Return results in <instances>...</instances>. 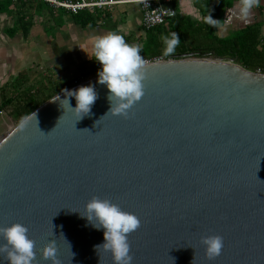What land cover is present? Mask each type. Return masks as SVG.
<instances>
[{
    "label": "water",
    "instance_id": "1",
    "mask_svg": "<svg viewBox=\"0 0 264 264\" xmlns=\"http://www.w3.org/2000/svg\"><path fill=\"white\" fill-rule=\"evenodd\" d=\"M143 71L144 94L125 117L99 120L109 103L96 75L31 112L45 134L63 115L48 135L30 113L0 138V226L28 228L33 264H49L39 253L49 240L60 264H113L96 249L103 230L74 212L96 196L139 218L133 264H264V73L196 52ZM89 84L98 98L75 122L53 100ZM206 235L223 238L213 260Z\"/></svg>",
    "mask_w": 264,
    "mask_h": 264
},
{
    "label": "crops",
    "instance_id": "2",
    "mask_svg": "<svg viewBox=\"0 0 264 264\" xmlns=\"http://www.w3.org/2000/svg\"><path fill=\"white\" fill-rule=\"evenodd\" d=\"M43 2L46 5L41 4L34 10L25 8L19 13L18 7L11 6L8 11L0 13L2 98L13 99L17 93L15 87L19 86H23V93L30 92L40 97L67 88L68 84L77 81L82 69L98 64L91 53V41L97 35L115 32L130 45L139 47L143 43L145 32L137 5H118L90 12L93 23L82 24L74 14ZM161 4L174 9L179 17L194 25L203 24L205 16L218 10L220 21L214 33L218 38L256 27L261 51L260 65L264 68V0H258L247 15L241 12L242 0H161ZM22 20L29 23L26 30ZM169 28L167 26L165 30L169 31ZM173 34L178 35L166 32L162 40H171ZM190 44V39H185L184 45L189 48ZM7 111L11 112V108L2 110L5 114Z\"/></svg>",
    "mask_w": 264,
    "mask_h": 264
},
{
    "label": "clouds",
    "instance_id": "3",
    "mask_svg": "<svg viewBox=\"0 0 264 264\" xmlns=\"http://www.w3.org/2000/svg\"><path fill=\"white\" fill-rule=\"evenodd\" d=\"M257 2L258 0H242V14L247 15L248 10ZM178 43L179 38L175 34L170 41L165 38L167 47L164 55H169ZM91 53L94 61L100 66L96 83L103 85L107 90L106 100L109 103L108 111L99 120L109 114L125 117L127 110L144 94V61L139 54V47L126 43L123 37L115 32H108L93 37ZM64 93H68L64 99L56 96L53 101L59 100L61 107H63L61 102L66 104L67 108L78 117L75 122L84 115L90 114L91 106L98 98L92 84L79 86L75 90H64ZM68 97L75 100L74 107H69ZM63 109L65 112L64 107ZM30 118L36 121L35 113H31ZM57 124L45 134L38 129L36 121V129L41 134L48 135L57 127ZM74 124L73 128L77 131ZM82 131L88 132L87 129L77 132ZM74 212H78L92 227L103 230V243L96 246V249L102 248L109 252L113 264H133L128 236L140 226L139 218L135 214L123 210L109 199L96 196L89 198L82 210ZM0 241H2L0 254L4 256L7 264H33L36 259L35 242L29 237L28 228L25 225L13 222L0 226ZM200 244L206 258L213 260L221 253L223 238L219 235L202 236ZM56 251L55 241L49 240L39 250L40 259L49 264H60L56 258Z\"/></svg>",
    "mask_w": 264,
    "mask_h": 264
},
{
    "label": "trees",
    "instance_id": "4",
    "mask_svg": "<svg viewBox=\"0 0 264 264\" xmlns=\"http://www.w3.org/2000/svg\"><path fill=\"white\" fill-rule=\"evenodd\" d=\"M25 1L27 0H0V13L8 11L11 6L16 8L18 7V12L21 13L25 10V8L34 10L36 8H40L41 4L46 5L43 1L29 0L27 1L28 3ZM217 13L218 10H216V12H210L207 16H205L206 18L201 25H194L176 14V16L171 19L166 26L144 30L145 36L143 43L139 46L140 56L142 59H145L164 55V51L162 50L164 41L162 40V37L166 34V32L171 31L178 34L177 37H179V43L183 48L175 55L173 53L164 55L167 58H174L175 56L184 54L186 51H190L200 53V57L208 56L235 59V63L242 66L246 70L255 72L259 68L260 72L264 73V68L260 65L261 51L258 45V29L256 27H251L234 33L228 37L218 38L214 35L220 21ZM73 16L77 17L82 24L93 23V15L89 11H80ZM23 22L25 23L24 29L26 30L29 23H26L25 20H22V23ZM167 26L170 27L169 31L165 30ZM185 39H190L192 43L189 48L187 45L183 46ZM99 67V64H93L82 69L77 80L80 78L87 79L89 77L96 76ZM73 85L74 83L71 82L67 85V87H71ZM22 87H15L17 93L13 99L5 97L2 98L0 96V110L11 108V118L17 123L38 108L42 103L61 91V89H57L45 97H40L39 95L35 96L30 92L23 93V90L21 89ZM18 96H22L21 100L13 103V100L19 98Z\"/></svg>",
    "mask_w": 264,
    "mask_h": 264
},
{
    "label": "built area",
    "instance_id": "5",
    "mask_svg": "<svg viewBox=\"0 0 264 264\" xmlns=\"http://www.w3.org/2000/svg\"><path fill=\"white\" fill-rule=\"evenodd\" d=\"M13 1H17V0H13ZM42 1L47 2L53 7L62 8L71 14H77L80 11L97 12L118 5L134 4L139 7L141 13V26L144 30H150L157 27L166 26L168 22L176 16L175 10L163 6L161 4V0H75V1L42 0ZM171 59L172 58H166L163 56H155L153 58H145L143 59V61L144 64H149L152 62H161ZM256 72H260V70H256ZM84 80L85 79L81 78L75 81L74 85L83 82ZM0 114L4 115V112L0 110Z\"/></svg>",
    "mask_w": 264,
    "mask_h": 264
},
{
    "label": "rangeland",
    "instance_id": "6",
    "mask_svg": "<svg viewBox=\"0 0 264 264\" xmlns=\"http://www.w3.org/2000/svg\"><path fill=\"white\" fill-rule=\"evenodd\" d=\"M179 38V37H178ZM170 41V40H169ZM183 46H184V42H183ZM167 45L165 44V40H164V45L162 46V50L165 51ZM183 47L180 45V43L176 44L173 48V51L171 53H173L174 55L176 53H178L180 51V49H182ZM3 119L0 123V138L6 133L8 132L10 129L13 128L14 124L16 123L15 120H13L10 116V112L7 111L6 114L4 113V115L1 116ZM17 124V123H16ZM15 124V125H16Z\"/></svg>",
    "mask_w": 264,
    "mask_h": 264
}]
</instances>
